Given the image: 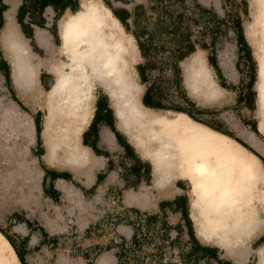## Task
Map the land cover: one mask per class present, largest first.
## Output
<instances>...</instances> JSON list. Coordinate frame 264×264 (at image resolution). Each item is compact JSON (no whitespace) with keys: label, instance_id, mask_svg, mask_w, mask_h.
Masks as SVG:
<instances>
[{"label":"rangeland","instance_id":"374dc122","mask_svg":"<svg viewBox=\"0 0 264 264\" xmlns=\"http://www.w3.org/2000/svg\"><path fill=\"white\" fill-rule=\"evenodd\" d=\"M81 1L82 6L83 3L88 2L106 7V0ZM107 1L115 7H125L129 10H132L136 4H143L146 9L149 7V0ZM186 1L191 4V0ZM239 1L241 0H197L200 5L214 10L220 18H227V14H238L241 17L244 35L250 45L257 69L254 83L256 94L254 111H250L245 105H236L237 92L219 85L214 69L207 62L206 50L197 48L193 54L180 62L182 85L188 97L198 106L212 110V114L202 116L206 121L215 122L231 131L235 137L243 140L264 157L263 140L258 136H252L251 130L242 123V120L254 117L259 132L264 136V81L261 76L264 52L261 53L258 46L260 44L258 27L251 26L256 13L255 2L246 0L245 14L243 5H238ZM66 17L61 19L56 27L58 44L53 45L52 39L50 40L52 55H42L41 58L34 60L30 57L27 41L23 40L18 32L13 31L12 28L0 31V48L12 65V86L16 98L25 108L22 109L15 104L0 84V226L11 235L24 236L30 233L27 260L32 261L33 264H113L112 249L98 253L95 250H88L92 259L90 263L84 254L89 241L93 240L92 235V240L84 235V229L89 221L97 219L104 211L103 200H99L97 195L91 200L87 195L83 196L80 189V187H90L95 182L97 172L105 166L102 157L95 156L81 143L82 132L92 117L96 96L101 91L107 94L115 115L116 128L125 135L140 156L150 162L152 170L150 185H142L137 189H123L122 206L144 209L149 204L146 194L154 197L172 196L179 191L175 187V182L182 179L198 233L200 229L199 234L203 237L231 248L247 244L255 211L257 208H261V211L264 209L262 163L255 154L234 139L194 121L184 113L145 107L141 102V96L146 84L140 81L136 68L137 63L143 62L144 58L141 57L134 38L123 29L119 21L122 33L114 34L115 46L112 47L117 54L115 62L118 68L113 73L121 82L120 88L127 93L126 102L132 104L131 107L136 111L134 117L122 123L109 92L99 83L93 82L92 96L86 110L82 108L78 110L76 116H68L61 113L57 106L53 112V121L48 123L50 104L57 105V101L52 100L53 85L63 70H69L67 65L69 61L60 47L61 24ZM231 26L228 23L226 32L218 38L215 45L216 55L228 82L233 83L235 87H243L246 80L245 68L241 64L236 65V47ZM250 28L253 29L250 31ZM194 29L197 34L200 28ZM205 39L208 43L209 35ZM262 39L263 35L261 46ZM155 52L160 70L156 68L151 71L149 82L159 81L163 85L165 105L184 106L178 87L175 86L172 69L164 64V61L169 59L168 52L161 48L156 49ZM17 56H21L24 61L27 60L25 72L30 74L32 80L30 84H20L16 78L15 57ZM43 67L48 69L49 90H44L39 81V73ZM192 67L195 68L193 72ZM125 77L130 79L132 87L125 83ZM38 110L42 113L40 137L44 153L41 161L47 167L69 171L72 175V181L56 180V187L60 191L56 201L43 193L42 163H38L33 148L36 142H33L35 139L33 114ZM162 143L170 145L162 146ZM255 143H258L259 147L254 146ZM154 151L162 163L160 176H156L153 169L151 156ZM196 162H202L209 170L222 171L225 178L230 176V185L236 191L235 202L232 201L228 205L233 210L208 209L215 205L213 198L210 197L212 192L209 189L203 192L198 189L201 192L199 194L194 187L197 179L202 182V187L208 185V172H199L198 167L195 166ZM249 167L252 171L248 169ZM258 175L260 180L255 183ZM214 189L216 190V186ZM99 191L101 193L102 189L99 188ZM201 203L205 204L206 209L200 208ZM15 212L20 214L19 220L13 215ZM242 219L243 221L247 219L250 223H238ZM25 220L34 221L37 223L36 227L30 230ZM223 220L228 226L217 224ZM38 226L49 235L58 237V243L51 247L43 245L38 250H34V246L38 245L44 234ZM94 239L98 241V236H94ZM0 264H21L2 233H0Z\"/></svg>","mask_w":264,"mask_h":264},{"label":"trees","instance_id":"16d2710c","mask_svg":"<svg viewBox=\"0 0 264 264\" xmlns=\"http://www.w3.org/2000/svg\"><path fill=\"white\" fill-rule=\"evenodd\" d=\"M126 2V0H124ZM186 0H149V7L143 4H136L132 10L125 7H114L111 2L107 1L105 4L111 10L113 16L120 22L126 32L130 33L136 42L138 51L143 62L137 63L136 68L140 81L146 84L143 94L141 96L142 104L154 110H172L174 112L184 113L196 122L204 124L209 128L222 133L239 144L244 146L247 150L255 154L261 161L264 167V157L254 151L243 140L235 137L231 131L224 129L221 125L206 121L202 116L212 114L211 109L200 107L188 97L183 85L180 62L186 57L194 53L197 48L207 51L206 59L208 64L214 69L218 78L219 85L222 88L236 91L235 104L239 106L245 105L250 111H254L256 107V94L254 90V83L256 79V62L252 55L250 45L248 44L244 31L242 19L238 14L229 15L227 18H220L217 13L211 8L200 5L197 0H191V4L186 3ZM243 5L244 13H247V2L241 0L238 5ZM5 5L0 0V28L2 26V12L5 10ZM20 10V7H19ZM150 11V13H147ZM59 17H56L58 19ZM130 19V21H128ZM231 24V29L234 34V41L236 47V65L241 64L245 68V82L243 87H235L233 83L228 82L223 73L217 55L215 45L221 34L226 32L227 24ZM195 27H199V31L195 33ZM54 43L58 44L56 24L52 26ZM209 35V42L206 41V36ZM157 40V41H156ZM31 45L35 47L33 40ZM163 49L168 52L169 59L164 61V64L172 69L175 78V86L178 87L180 98L184 102V106H170L164 104L163 99V85L159 81L149 82L150 73L152 70L159 68L157 63L156 49ZM162 64V66H165ZM242 67V70L244 71ZM160 70V68H159ZM11 71L9 64L4 60L0 50V84L5 88L6 93L10 99L22 109H25L22 103L16 98L14 89L11 83ZM48 74L40 73L41 81H44ZM46 90L49 87L44 86ZM240 88V89H239ZM233 111V107L231 109ZM41 111L38 110L33 114V122L35 126L36 142L35 155L38 157V163L41 164L43 171L41 185L45 195L53 201H56L60 196V191L56 187V180L72 181V175L69 171H60L43 164L40 157L44 153L41 143ZM243 125L247 126L253 135L258 136L264 142V136L258 130L257 121L254 117L242 120ZM98 130H110L114 133L117 143L123 148V152H115V160L113 163H107L105 168L98 171L95 182L88 188L80 187L82 195H87L89 199L93 200L99 197L103 200L102 208L103 214L93 221H89L84 229V235L88 237L89 246L85 249V256L90 263L92 259L89 257L88 250H95L96 253L105 249H110L114 245L116 233L114 226L118 223L131 224L135 222V214L138 212L136 208H126L121 204V195L123 189L136 188L141 179L149 181L151 178V165L148 161L142 163H123L122 157L126 156L134 162H141L137 156L135 148L130 144L115 125V115L113 109L109 106L108 97L106 93L100 92L96 103L93 116L89 122L88 127L82 133V143L90 146L96 155H103L109 157V152L103 148L104 144L100 143L98 139ZM121 159V160H119ZM76 184L75 182H73ZM106 183V184H105ZM99 188L102 189L100 193ZM178 197L175 198L177 200ZM101 206V205H100ZM15 218L20 217L19 213H13ZM188 222L190 219L187 217ZM29 229L36 227L37 223L34 221L25 220ZM38 228L44 233L35 249L41 248L43 245L47 247L55 246L58 243V237L51 236L43 231L41 226ZM0 233L8 240L12 246L19 262L21 264H33L28 261L26 253L28 252V243L30 233L24 236L11 235L6 229L0 226ZM92 235V239H91ZM98 236V241L94 239ZM126 259V263L129 264ZM116 264H120L117 262Z\"/></svg>","mask_w":264,"mask_h":264},{"label":"crops","instance_id":"0c3cea01","mask_svg":"<svg viewBox=\"0 0 264 264\" xmlns=\"http://www.w3.org/2000/svg\"><path fill=\"white\" fill-rule=\"evenodd\" d=\"M1 3L6 8L2 12L0 31L12 28L13 31L18 32L20 37L27 41L30 57L33 60L41 58L42 55L51 56L53 52V49L50 52L45 44L39 42V36L47 38L50 43L52 39V44L56 45L53 41V24H56L57 27L61 19L77 12L82 7L81 0H1ZM56 17L59 18L56 19ZM31 40L34 41L35 47L31 45ZM1 54L10 66L12 83L10 59L4 56L2 50ZM47 71L48 69L43 67L40 73L45 72L48 74ZM40 73L39 81L43 89L46 90L44 86L50 88L47 82L49 75L45 77L44 81H41ZM99 94L96 96L95 103ZM98 139L100 143L104 144L103 148L109 152V157L96 155L90 146L82 143L81 135L82 145L87 147L95 156L102 157L105 166L115 160L113 153L124 151L118 145L114 133L110 130H98ZM35 141L36 134L33 142ZM33 148L35 150V147ZM135 152L141 162H134L123 156V163L148 161L143 159L136 150ZM150 183H152V170L151 178L148 182L141 179L136 188L129 189H137L142 185H150ZM175 187L179 191L172 196L160 195L159 197H154L146 194V200L149 203L147 207L144 209L133 207L138 211L135 214V222L131 224L118 223L114 226V232L117 236H115L113 247L110 248L112 249L113 257L110 260L113 264L117 262L120 264L126 263V259L129 260V264H264V209L261 211V208H257L255 211V218L251 225L247 244L231 248L218 244L198 233L189 209V198L187 193L184 192L182 179L175 182ZM176 197H178L177 200H175ZM187 217L190 222H188ZM110 260L109 262H111Z\"/></svg>","mask_w":264,"mask_h":264},{"label":"bare ground","instance_id":"6f19581e","mask_svg":"<svg viewBox=\"0 0 264 264\" xmlns=\"http://www.w3.org/2000/svg\"><path fill=\"white\" fill-rule=\"evenodd\" d=\"M254 2L256 6V13L253 22H251V26L258 27V32L260 34V44L258 46L261 53H263L264 0H254ZM252 29L250 28V31ZM119 33H122V28H120L118 20L112 15L111 11L107 7L98 3L89 4L88 2H85L79 11L68 15L63 20L61 24L62 42L60 47L63 49L69 61L67 64L69 70H63L53 85V90L51 92L52 100L55 102L57 101V105L53 106L50 104V111L47 119L48 123L53 121V112L57 109V106L61 113L68 116H76L79 109L83 108L86 110L88 102L92 96L93 82L99 83L109 92L112 98V104L116 109L117 116L122 123H125L127 119L134 117L136 111L134 107H131L132 104L129 105L126 102L125 98L127 97V93L120 88L122 86L121 82L113 73L114 71L116 72V68L118 67L115 62L117 54H115V50L112 47L115 46L114 34L118 35ZM262 35L263 44L261 46ZM20 40L21 39H19L18 42H20ZM38 40L40 43L45 44L47 49L52 52V44L49 40H47V38L39 36ZM26 61H24L21 56L15 57V75L20 84H30L32 82L30 74L25 72ZM203 69L205 72L204 67ZM194 70L195 68L192 72ZM261 76L264 81V58L262 59L261 64ZM192 82H194V79H192ZM125 83L129 84V87L133 86L132 84L130 85V79H127L126 77ZM252 136H254L253 133ZM169 145V143H162V146ZM253 145L259 147L258 143ZM151 158L154 172L156 176H160L162 163H160L159 157L155 154V151ZM241 158L243 159L242 155ZM247 163H249V161ZM195 166L196 168L198 167L199 172H208V185L202 187V182L199 179H197L196 183H194V187L197 189L199 194L201 193L199 190H202L203 192L209 189L212 192L210 197L213 198L215 205L211 209L208 207V209L210 211L233 210L228 205L232 201L235 202L234 194L236 191L233 186L230 185V176L225 178L222 171L217 169L209 170L207 166L202 164V162H196ZM248 169L252 171L251 167ZM259 177L260 176L258 175L257 179L254 181L255 183L259 182ZM215 186L216 190L214 189ZM200 206L201 209H206L204 207V203H201ZM234 223H236V221ZM238 223L249 224L250 221L247 219L243 221L242 219V221H238ZM217 224L221 226H228V223L224 222V220L219 221ZM199 233H201L200 229Z\"/></svg>","mask_w":264,"mask_h":264}]
</instances>
